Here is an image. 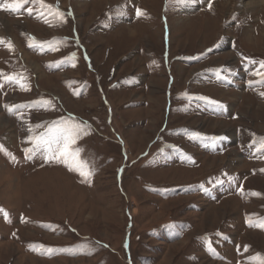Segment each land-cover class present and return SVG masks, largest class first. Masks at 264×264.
Here are the masks:
<instances>
[{
  "label": "rangeland",
  "instance_id": "obj_1",
  "mask_svg": "<svg viewBox=\"0 0 264 264\" xmlns=\"http://www.w3.org/2000/svg\"><path fill=\"white\" fill-rule=\"evenodd\" d=\"M249 1L0 8V264H261L264 0ZM54 122L79 125L67 161L36 148Z\"/></svg>",
  "mask_w": 264,
  "mask_h": 264
},
{
  "label": "snow or ice",
  "instance_id": "obj_2",
  "mask_svg": "<svg viewBox=\"0 0 264 264\" xmlns=\"http://www.w3.org/2000/svg\"><path fill=\"white\" fill-rule=\"evenodd\" d=\"M26 2L27 0H11V2L7 4H0V8L7 7L9 9H18L19 7H21L22 4ZM34 2L40 3L41 5L47 8H53V7L58 8V5L53 6V5L44 4V0H34ZM178 2H185V0H178ZM29 11L31 12V9ZM59 15L63 17L64 14L59 13ZM0 40H2V38H0ZM260 67L264 68V61H260ZM255 74L260 77L261 82H264V73L257 72ZM201 99H208V98L202 97ZM212 103H216V102L212 101ZM78 136H79V125H67L61 123V125L56 126L54 122L53 127L49 128L46 133H42L40 137L37 138L38 143L36 144V148H39L40 145H44L48 149V153H49L48 158L67 161L69 158L75 156L76 153L79 151L78 149L72 148V145L75 144ZM261 147H264V138L261 139ZM36 148L31 150L26 149L25 151L31 153L32 151H35ZM80 167L86 168L87 167L86 162L82 161ZM74 170H79V168ZM80 174L84 176L85 179H87L91 175V172L80 171ZM249 226H258L264 228V218H259L255 222H250ZM250 259H255V258H250ZM261 264H264V260L261 261Z\"/></svg>",
  "mask_w": 264,
  "mask_h": 264
},
{
  "label": "bare ground",
  "instance_id": "obj_3",
  "mask_svg": "<svg viewBox=\"0 0 264 264\" xmlns=\"http://www.w3.org/2000/svg\"><path fill=\"white\" fill-rule=\"evenodd\" d=\"M260 1H258V0H250L249 2H248V4L247 5H249V6H253V5H255L256 3H259ZM256 6V5H255ZM254 7V6H253Z\"/></svg>",
  "mask_w": 264,
  "mask_h": 264
}]
</instances>
